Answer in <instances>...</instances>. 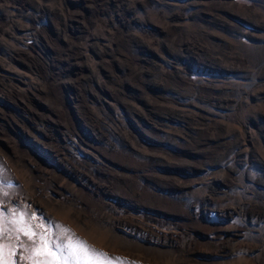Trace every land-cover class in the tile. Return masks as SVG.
<instances>
[{
    "label": "rangeland",
    "instance_id": "374dc122",
    "mask_svg": "<svg viewBox=\"0 0 264 264\" xmlns=\"http://www.w3.org/2000/svg\"><path fill=\"white\" fill-rule=\"evenodd\" d=\"M15 221L124 264H264V0H0V244L31 264Z\"/></svg>",
    "mask_w": 264,
    "mask_h": 264
},
{
    "label": "snow or ice",
    "instance_id": "6c2138e0",
    "mask_svg": "<svg viewBox=\"0 0 264 264\" xmlns=\"http://www.w3.org/2000/svg\"><path fill=\"white\" fill-rule=\"evenodd\" d=\"M18 227L12 229L15 232V240H20V234L27 237L32 243L25 247L23 243L19 246L24 248L25 260L31 264H112V260L121 262L122 258H109L107 253L101 252L86 241L76 237L71 230L61 225H55L59 229L53 233L52 225L47 227L43 224L36 225L41 231H34L32 226L22 221H15ZM7 231V229H0ZM5 249L7 254L5 255ZM15 248L10 245L0 244V264H11V257Z\"/></svg>",
    "mask_w": 264,
    "mask_h": 264
},
{
    "label": "bare ground",
    "instance_id": "6f19581e",
    "mask_svg": "<svg viewBox=\"0 0 264 264\" xmlns=\"http://www.w3.org/2000/svg\"><path fill=\"white\" fill-rule=\"evenodd\" d=\"M63 62L66 63L63 71L71 72V71H73L74 68L76 70V58L73 54V51H71L69 49L68 43L60 44V47H58L56 53H54V57L49 64V68L46 72V76H47V79H49L48 82H50V84H52L53 82L57 83L58 80L60 79L59 76L62 73L60 70V66H61V64H63ZM54 98L53 97H47L45 101L48 102V106L53 105L57 109L60 107V105L58 102L55 101ZM32 109H34L36 111L39 110L35 107H32ZM45 114L47 116H50L48 113H45ZM53 119H55V118L53 117ZM163 253H166V252H163ZM112 264H121V262L115 261L113 259Z\"/></svg>",
    "mask_w": 264,
    "mask_h": 264
}]
</instances>
